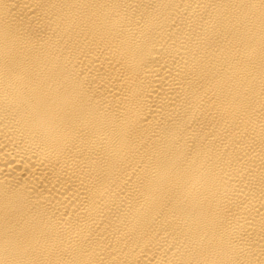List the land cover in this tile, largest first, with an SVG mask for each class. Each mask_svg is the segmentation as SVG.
I'll list each match as a JSON object with an SVG mask.
<instances>
[{"label":"bare ground","instance_id":"obj_1","mask_svg":"<svg viewBox=\"0 0 264 264\" xmlns=\"http://www.w3.org/2000/svg\"><path fill=\"white\" fill-rule=\"evenodd\" d=\"M0 264H264V0H0Z\"/></svg>","mask_w":264,"mask_h":264}]
</instances>
